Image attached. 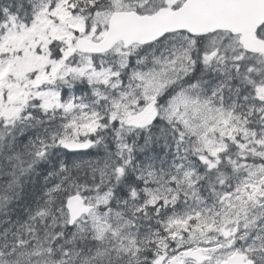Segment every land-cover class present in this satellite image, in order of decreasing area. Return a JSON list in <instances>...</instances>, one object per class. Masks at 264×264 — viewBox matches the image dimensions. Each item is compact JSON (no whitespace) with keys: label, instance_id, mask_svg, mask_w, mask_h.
Instances as JSON below:
<instances>
[{"label":"snow or ice","instance_id":"1","mask_svg":"<svg viewBox=\"0 0 264 264\" xmlns=\"http://www.w3.org/2000/svg\"><path fill=\"white\" fill-rule=\"evenodd\" d=\"M0 264H264V0H0Z\"/></svg>","mask_w":264,"mask_h":264}]
</instances>
